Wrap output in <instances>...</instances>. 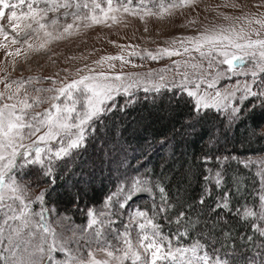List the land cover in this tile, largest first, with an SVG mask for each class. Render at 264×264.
Here are the masks:
<instances>
[{
	"label": "rangeland",
	"instance_id": "374dc122",
	"mask_svg": "<svg viewBox=\"0 0 264 264\" xmlns=\"http://www.w3.org/2000/svg\"><path fill=\"white\" fill-rule=\"evenodd\" d=\"M96 2L107 8V0H96ZM119 3L126 4L127 0H119ZM132 3L133 13H125L121 8L119 12L111 14L117 17L114 21L101 14L102 19L98 22H92L91 20L85 21L75 18L76 13H79L80 16L94 14L91 0H35L34 8L45 12L47 27L44 31L52 35L45 37L43 31L39 35L32 33V37L29 39L32 48L23 43L13 45L10 43V39L5 41L0 36V93L4 94L3 98H0V107L4 103L16 104L18 112L22 107L18 102L19 100L27 96L32 101L40 95L32 89L59 88L63 83L71 82V80L78 79L85 74L96 76L104 74L110 77L136 74L142 79L138 85L133 86L131 92L137 89L155 90L154 85H158L159 89L166 86L169 88L179 87L186 93L193 91L196 96L191 98L197 108H203L196 104V100L200 96L215 97L216 91L221 94L235 92V99L231 103L240 105L239 97L245 85L256 91L264 87V73H259L254 82L251 74L254 67L253 61L250 57H245L243 63L236 62L235 74L228 70L227 65H219L221 75L215 81V87L210 89L207 87V83L213 80L216 68L209 69V61L207 59L202 60L198 52L183 53V46L192 47V45L187 44V38L197 37L205 34L206 31L219 32L221 28L235 29L236 31H239L242 27L245 30L259 28L257 24L249 25L248 18L264 16V0H191L187 6L179 5L178 0H132ZM173 4H176V6L173 7ZM85 5H88V7H84ZM113 5L119 6L118 0H113ZM232 5H237V7ZM17 11L27 12V4L21 5ZM225 16H228L229 19H224ZM52 20H56L57 23L53 25ZM2 23L6 30L10 32L7 20L5 19ZM66 23L74 25L73 29L70 30V34L63 32ZM11 35H15V33H11ZM21 37H23V32H21ZM250 38H257L254 32H250ZM181 41H184L183 45ZM41 44L44 45L43 48H40ZM161 48L179 50L182 54L172 57L165 56L157 61L146 58L141 59L139 55H129L131 52H156ZM9 52H12L13 55L9 56ZM110 56H122L124 60L130 62L123 63L121 60L105 59ZM220 59L223 58L220 57ZM193 65L196 67H193ZM161 75L164 77L163 80L159 78ZM20 79L25 81L30 79L31 84L25 83L20 88L17 99L8 100V95L16 93V88L13 86L6 89L4 84L11 80ZM53 81L58 83L54 84ZM197 84L200 85L198 89ZM25 89H28V91L26 92ZM74 96H79V93H74ZM64 102H66V98H61V101L57 103L63 104ZM49 108L50 104L45 103L27 111L39 113ZM77 110L83 111L82 100L77 104ZM262 112L264 113V111ZM25 119L27 120L28 117H25ZM160 119L170 124L171 114L166 115L164 112L157 111L154 107L146 110L139 108L129 118L124 119L123 122L121 120V124L115 123L114 128L106 129L104 136L108 137L107 140L116 138L118 141L119 129L125 136H130L129 131L135 127V123L146 128L152 123H157ZM191 131H193L192 127L186 128L183 133L175 131L174 137L177 143L182 146L178 150L176 158L184 153L183 149L186 146V141L192 139ZM214 131L211 132L213 143L222 141L223 137L217 135ZM237 131L242 132L243 126L238 127ZM237 131H232L230 137H234ZM138 134L140 136L136 137L137 141L135 143H141L144 138L140 130L136 135L138 136ZM24 142L28 143L29 141L25 140ZM118 143L120 142L118 141ZM49 146L58 147V141L51 142ZM167 158L166 151H164L162 159ZM16 159L18 167H20L23 163L22 157L17 156ZM88 161V158L83 160L84 167L89 165ZM259 170L264 173V166L260 167ZM16 171L10 172L9 176L14 177L18 185L26 189L24 199L28 203V207L25 211L31 219V228H22L21 230L23 239L18 241L21 245L17 249L16 259L18 262L31 258L29 247H34L32 245L33 240L47 246L53 244V236L55 238L54 247L56 248V251L52 252L54 264H72L73 261L79 264L81 260L87 261L89 259V252L92 253V258L113 261L117 255L122 256L123 252L120 250L127 247L124 244V236L118 235L125 232L126 224L128 225V238L133 246L138 248L136 241L138 240V233H141L138 222H143L144 218L134 217V210L138 206L134 201L141 198H153L152 191L142 182L139 181L137 187L133 189L132 186L137 184V181H135L124 192V197L119 202V206L120 203L126 202L128 191H132L136 196L130 202L131 206L129 208L114 212L113 210L116 209L111 201L104 199L100 205L91 206L84 210L83 218L78 220L73 218L74 214L71 212L57 213L52 206H46V208L42 206V202L37 199L41 194V188L34 190L28 187L24 179L16 174ZM230 181L232 182L231 187L236 190L237 178L233 177ZM74 183L78 184L79 182ZM90 183L89 185L82 183L85 187L76 193V197L81 202L84 200L85 190L95 184V182ZM68 187L69 184L61 181L57 189L59 192H66ZM8 195V192H5V196ZM7 202L12 203L10 199ZM15 203L19 205V201ZM19 206L22 207V205ZM44 209L48 211L45 212ZM5 211H7L6 208L4 211H0V227H4L5 232L2 246L7 245L8 228L21 226L20 221H9L8 226L5 227ZM89 211L93 212L97 221L92 228H88ZM41 214L43 215L42 221ZM40 223L47 225L50 232L44 233L42 229L38 230L37 225ZM29 231L34 235H27ZM144 231L150 232L151 229H145ZM97 233H99L98 236ZM168 243L169 241L166 239L165 248H167ZM175 248L173 247V249ZM180 248L187 249V251L177 254V259L172 264H183L181 255L185 260H196L205 255L197 245L181 246ZM193 249H195V252H193ZM107 251H112L114 253L113 257H108ZM2 255L7 256L8 254L5 252ZM45 260H47L46 257ZM212 260L215 262L217 259ZM123 264H131V260H125Z\"/></svg>",
	"mask_w": 264,
	"mask_h": 264
},
{
	"label": "trees",
	"instance_id": "16d2710c",
	"mask_svg": "<svg viewBox=\"0 0 264 264\" xmlns=\"http://www.w3.org/2000/svg\"><path fill=\"white\" fill-rule=\"evenodd\" d=\"M131 99L135 102L123 111L117 107L102 120L92 123L85 148L54 161V183L43 177L38 180L37 169H21L18 163L13 172L17 170L16 174L31 189L41 188V193H45L42 206H52L57 213L71 212L78 220L83 218L84 210L100 205L108 197L116 209L113 211H122L119 202L124 192L140 181L149 187L153 198L135 200L137 209L145 211L147 218L161 226L172 247L197 245L210 258H223L227 264H252L254 258L259 264L257 254L264 251V236L254 231L253 224L262 225L260 217L264 216V204L258 199V192L264 193V179L259 170L264 165V107L250 97L243 101V114L230 123V110L199 108L197 113L192 98L179 87L165 86L159 91L137 89L131 92ZM125 102V96L121 95L117 105L123 106ZM252 105L257 106L249 110ZM150 107L171 114L170 124L160 119L143 128L135 123L130 136L118 130L120 143L116 138L106 139V129L114 128L115 123L123 122L139 108ZM240 126L243 131L239 133ZM188 127H192V139L186 141L184 153L176 158L182 146L174 133H183ZM138 130L144 135L141 143H135L140 136L136 135ZM213 131L223 140L213 143ZM232 131H237L234 137H230ZM164 151L168 156L165 160L162 159ZM86 158L89 165L84 167ZM242 161H250L251 166H245ZM216 173L221 174L219 187L215 182ZM233 177L238 180L239 192L231 187ZM61 181L69 184L66 192L57 189ZM81 182L85 185L95 182L85 190L82 202L76 197L85 187ZM161 187L165 189L163 202ZM225 192L231 194L232 212L224 208L214 210ZM202 197L203 204L199 203ZM161 207L165 211H159ZM236 209H241L239 215ZM245 210L255 215L245 217ZM180 213L184 215L178 220Z\"/></svg>",
	"mask_w": 264,
	"mask_h": 264
},
{
	"label": "snow or ice",
	"instance_id": "6c2138e0",
	"mask_svg": "<svg viewBox=\"0 0 264 264\" xmlns=\"http://www.w3.org/2000/svg\"><path fill=\"white\" fill-rule=\"evenodd\" d=\"M93 15L89 16L85 14L80 16L79 13L75 14L76 19L91 20L92 22H98L103 16H107L110 20H116L115 15L112 13L119 12L121 8L125 13H133L132 0H127L126 4H120L119 6L113 5V0H107V8L101 6L96 0H91ZM191 0H178L179 5L187 6ZM27 4L28 11L18 12L17 9L21 5ZM35 0H0V36L5 41L10 39V43L15 45L18 43L28 44L29 48L32 45L29 44V39L32 37V33L39 35L43 31L45 37H49L52 34L44 31L47 27V21H45V12L39 11L34 8ZM173 7L176 4L172 5ZM237 7V5H232ZM79 7V5H77ZM84 7H88L85 5ZM99 10L98 12L96 10ZM147 14V13H146ZM7 20L10 32L6 30L2 21ZM224 19H229L225 16ZM43 21V22H42ZM51 23L55 25L56 20H52ZM248 24H257L259 28L245 30L243 27L236 31L235 29L221 28L219 32L212 31L205 34H201L197 37L187 38V44L192 47L183 46V53H189L190 51L198 52L200 58L207 59L209 61L208 68H216L215 76L211 82L207 83L208 88L215 87V81L219 79L221 70L219 65L225 64L228 66V70L235 74L236 62H244L245 57H250L253 61L254 67L252 69V78L255 82L259 73H264V16L259 18H248ZM72 23H66L63 28L64 33H69L73 29ZM30 30V31H26ZM23 32V37H21ZM250 32H254L255 39L250 38ZM15 33V35H11ZM184 44V41H181ZM44 45L41 44L40 48ZM179 50H171L169 48H161L156 52L146 51L144 53H129L130 56L139 55L141 59H151L157 61L162 57H172L181 55ZM9 56L13 55L12 52L8 53ZM222 57L223 59H220ZM107 60H121L123 63H129L130 61L124 60L122 56H110L106 57ZM193 67H196L193 65ZM91 71V70H89ZM164 79L163 75L159 77ZM141 77L136 74L128 75H115L107 76L101 74L96 75H81L78 79H73L71 82L63 83L59 88L52 87L48 89L34 88L32 89L38 95L35 100L30 101L27 96L22 100H19V104L22 107L17 112L16 104L4 103L0 107V211H7L4 213V226H8L9 221H20L21 226H12L8 228L7 245L4 244L5 232L4 227H0V264H54L52 252L56 251L54 247L55 238L53 236V244L45 246L44 243H40L37 240L32 241L29 251L31 258L23 262H18L17 249L21 247L18 242L19 239H23L21 230L22 228H31V219L25 209L28 207V203L24 199L26 189L21 188L16 179L9 176V173L13 171L17 166V156L22 157L23 163L20 165L21 169L24 167L37 169L36 177L39 180L41 177L46 179L49 183H54L55 177L53 175V163L54 161H60L66 157L72 155L75 150L86 147L88 139V131L94 121L102 120V117L110 111L117 110V107L123 111L130 104L135 101L131 99V89L134 85H138L141 81ZM25 83L31 84V80L25 81L11 80L4 84L6 89H10L13 86L16 88V93H10L7 97L8 100L17 99V94L21 87ZM53 83H58L53 81ZM155 90L159 91V86L154 85ZM197 89L200 87L196 85ZM27 92L28 89H25ZM148 91V89H145ZM74 93H79V96H74ZM47 94V95H45ZM3 93H0V98H3ZM124 95L126 102L123 106L117 105L118 98ZM189 97L196 96L193 91H188ZM250 97L256 98L259 101V106L264 107V87L261 90H253L250 86L245 85L242 94L239 97L240 105H234L231 103L235 99V92L221 94L219 91L215 92V97L200 96L196 100L198 106H202L204 109L215 108L218 112L221 110H230L229 116L231 117L230 123L238 119L242 114L243 101L248 100ZM61 98H66V102L63 104L57 103L61 101ZM83 101V111L77 110V104ZM45 103L50 104V108L43 112H28V109H34ZM252 105L249 110L256 107ZM199 113V107L196 109ZM25 117H28L26 120ZM71 121V122H70ZM26 129V131H25ZM95 132V129H91ZM39 134V135H37ZM35 137V139H33ZM28 140V143L24 141ZM53 141H58L59 146L56 148L49 145ZM245 166H251L250 162L242 161ZM264 166V165H262ZM221 174L216 173V184L222 183L220 179ZM264 179V173L261 174ZM209 179V177H205ZM137 184L132 187L135 189ZM123 190V189H122ZM161 193V200L164 201L165 189L161 187L159 189ZM237 191L240 189L237 186ZM5 192H8V196H5ZM210 195V192H209ZM45 193H41L37 199L41 202L44 200ZM136 197L132 191H128L126 195V202L120 203V209H126L131 206V201ZM231 194L225 192L221 196V201L217 204L214 210L220 208L227 209L232 212L233 209L229 203ZM12 203H8V200ZM258 199L261 204H264V194L258 192ZM110 201L111 197L106 198ZM19 201L20 207L15 202ZM199 203L203 204V197ZM159 211L163 212L165 209L161 207ZM236 214L239 215L241 209H236ZM183 213H180L178 220L183 217ZM245 217L255 215L254 212H244ZM88 228H92L96 224V218L92 211L88 212ZM134 217L144 218L143 222H138L141 233H138V240L136 244L138 248H135L128 238L127 228L125 225L124 244L126 248L121 249L122 256L117 255L113 261L101 260L92 258V253L89 252V259L87 261L81 260L79 264H123L125 260H131V264H172L177 259V254H181L187 251V249L176 247L173 249L169 242L167 248H165L166 237L160 230V225L154 223L150 218H147V213L142 210H134ZM262 225L253 224L254 231L260 232L264 236V216L260 217ZM43 215L41 214V221ZM38 230L42 229L44 233H49L50 229L47 225L40 223L37 225ZM145 229H151L150 232L144 231ZM27 235H34L31 231ZM97 236L99 233L96 234ZM63 251V249H61ZM8 255H2L3 253ZM195 252V249H193ZM108 257H113L112 251H107ZM11 257V259H9ZM45 257L47 260H45ZM259 264H264V251H259L257 254ZM221 259L215 260V262L209 258L207 254L197 258L196 260H185L181 255V261L183 264H222ZM72 264H77L73 261ZM223 264H227V261H223ZM252 264H256V260L252 261Z\"/></svg>",
	"mask_w": 264,
	"mask_h": 264
}]
</instances>
